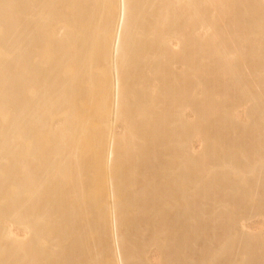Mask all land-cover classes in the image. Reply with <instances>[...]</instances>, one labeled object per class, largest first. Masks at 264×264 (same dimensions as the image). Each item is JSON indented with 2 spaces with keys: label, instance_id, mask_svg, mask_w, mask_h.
I'll use <instances>...</instances> for the list:
<instances>
[{
  "label": "bare ground",
  "instance_id": "1",
  "mask_svg": "<svg viewBox=\"0 0 264 264\" xmlns=\"http://www.w3.org/2000/svg\"><path fill=\"white\" fill-rule=\"evenodd\" d=\"M0 264H264V0H0Z\"/></svg>",
  "mask_w": 264,
  "mask_h": 264
},
{
  "label": "rangeland",
  "instance_id": "2",
  "mask_svg": "<svg viewBox=\"0 0 264 264\" xmlns=\"http://www.w3.org/2000/svg\"><path fill=\"white\" fill-rule=\"evenodd\" d=\"M181 67V66H180ZM179 68V67H178Z\"/></svg>",
  "mask_w": 264,
  "mask_h": 264
}]
</instances>
